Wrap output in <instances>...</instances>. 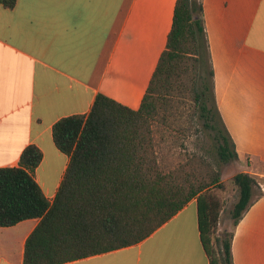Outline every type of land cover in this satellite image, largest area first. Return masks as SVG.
Listing matches in <instances>:
<instances>
[{
  "label": "crops",
  "instance_id": "0c3cea01",
  "mask_svg": "<svg viewBox=\"0 0 264 264\" xmlns=\"http://www.w3.org/2000/svg\"><path fill=\"white\" fill-rule=\"evenodd\" d=\"M175 1L16 0L11 9L0 3V167L16 166L22 150L36 145L42 158L34 178L52 201L69 163L52 125L87 114L98 93L139 107ZM202 7L216 104L235 144L236 169L264 177V0H202ZM262 190L234 228V264H264ZM36 223L0 227V264H22ZM62 264H210L197 201L136 244Z\"/></svg>",
  "mask_w": 264,
  "mask_h": 264
},
{
  "label": "trees",
  "instance_id": "16d2710c",
  "mask_svg": "<svg viewBox=\"0 0 264 264\" xmlns=\"http://www.w3.org/2000/svg\"><path fill=\"white\" fill-rule=\"evenodd\" d=\"M15 2L0 0L9 9ZM189 100L218 166L236 167L235 144L216 104L202 0L175 1L165 48L137 109L98 93L87 114L54 122L53 142L69 163L52 201L34 178L42 158L36 145L22 150L16 166L0 167V227L37 219L22 264H62L136 244L193 198L209 263L234 264V228L263 194L264 177L232 174L238 196L231 228L218 232L222 204L210 189L221 187L219 169L206 154L176 162L161 154L168 137L186 134L178 107Z\"/></svg>",
  "mask_w": 264,
  "mask_h": 264
},
{
  "label": "rangeland",
  "instance_id": "374dc122",
  "mask_svg": "<svg viewBox=\"0 0 264 264\" xmlns=\"http://www.w3.org/2000/svg\"><path fill=\"white\" fill-rule=\"evenodd\" d=\"M209 41V40H208ZM210 50V49H209ZM211 55V53H210ZM212 60V59H211ZM213 66V64H212ZM214 83V72H213ZM216 99V98H215ZM178 110L183 112L184 127L188 128L185 135L179 134L177 137L170 136L168 140L162 144L161 154L165 157H170V160H176L187 158L188 155L206 154L209 160L212 162L213 167L218 168L221 175V187H213L210 189V193L215 195L222 204L220 214V225H218V232H221L225 228L230 230L231 218L229 217V211L237 199L238 192L236 187L231 182V176L234 173V164H220L218 166L216 158L211 152V142L207 138L201 129V122L198 118V107L192 103V100L186 103H180ZM174 143L172 153L168 150V147ZM168 161H166L167 163ZM260 165V164H259ZM261 165L260 167H262ZM263 183V181H262ZM262 186V184H261Z\"/></svg>",
  "mask_w": 264,
  "mask_h": 264
},
{
  "label": "water",
  "instance_id": "95a60500",
  "mask_svg": "<svg viewBox=\"0 0 264 264\" xmlns=\"http://www.w3.org/2000/svg\"><path fill=\"white\" fill-rule=\"evenodd\" d=\"M238 170H239V169H236V168H235L234 173H235L236 171H238Z\"/></svg>",
  "mask_w": 264,
  "mask_h": 264
}]
</instances>
